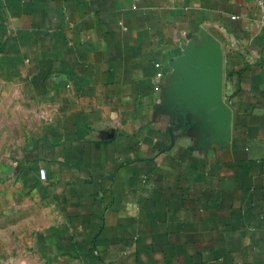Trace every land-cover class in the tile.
<instances>
[{
	"label": "crops",
	"instance_id": "obj_1",
	"mask_svg": "<svg viewBox=\"0 0 264 264\" xmlns=\"http://www.w3.org/2000/svg\"><path fill=\"white\" fill-rule=\"evenodd\" d=\"M261 16L258 0H0V113L42 213L32 264H264ZM211 40L227 141L167 104L171 62Z\"/></svg>",
	"mask_w": 264,
	"mask_h": 264
},
{
	"label": "water",
	"instance_id": "obj_2",
	"mask_svg": "<svg viewBox=\"0 0 264 264\" xmlns=\"http://www.w3.org/2000/svg\"><path fill=\"white\" fill-rule=\"evenodd\" d=\"M222 45L205 41L184 47L171 62L176 80L168 92L170 113L178 126H190L202 140L227 141L232 111L223 100Z\"/></svg>",
	"mask_w": 264,
	"mask_h": 264
},
{
	"label": "rangeland",
	"instance_id": "obj_3",
	"mask_svg": "<svg viewBox=\"0 0 264 264\" xmlns=\"http://www.w3.org/2000/svg\"><path fill=\"white\" fill-rule=\"evenodd\" d=\"M31 124L32 117H25V127ZM20 136L17 117L0 113V264H32L33 228L42 220L32 183L17 177Z\"/></svg>",
	"mask_w": 264,
	"mask_h": 264
},
{
	"label": "built area",
	"instance_id": "obj_4",
	"mask_svg": "<svg viewBox=\"0 0 264 264\" xmlns=\"http://www.w3.org/2000/svg\"><path fill=\"white\" fill-rule=\"evenodd\" d=\"M258 4L261 7V11H262L261 24L264 26V0H258ZM156 66L161 67V64L157 63ZM161 75H162V72H158V76H161Z\"/></svg>",
	"mask_w": 264,
	"mask_h": 264
}]
</instances>
